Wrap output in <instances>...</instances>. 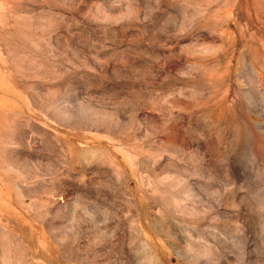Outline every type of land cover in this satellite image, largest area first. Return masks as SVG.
Returning <instances> with one entry per match:
<instances>
[{"label": "rangeland", "instance_id": "obj_1", "mask_svg": "<svg viewBox=\"0 0 264 264\" xmlns=\"http://www.w3.org/2000/svg\"><path fill=\"white\" fill-rule=\"evenodd\" d=\"M0 264H264V0H0Z\"/></svg>", "mask_w": 264, "mask_h": 264}]
</instances>
